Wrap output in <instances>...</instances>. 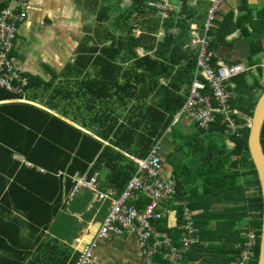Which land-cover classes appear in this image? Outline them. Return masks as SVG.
<instances>
[{
	"label": "trees",
	"instance_id": "1",
	"mask_svg": "<svg viewBox=\"0 0 264 264\" xmlns=\"http://www.w3.org/2000/svg\"><path fill=\"white\" fill-rule=\"evenodd\" d=\"M158 1L129 0V6L123 10L120 8L122 0L96 1L94 32L85 35V43L79 47L75 61L68 63L61 75L64 80L75 78L71 82L78 85L77 89L65 88L64 80L52 88L58 77L44 82L25 75L27 95L30 94L27 98L38 101L40 106L61 117L29 104L0 105V153L9 157L15 153L31 165L18 168L20 180L17 178L18 185L12 183L11 186L33 189L23 191V200L35 204L37 208L33 213L38 219L46 214L42 222L30 225L38 228L37 237L42 235L48 221L62 205L63 193L72 189V176L97 174L103 177L107 187L121 194L136 170L126 154L144 158L159 140L164 139L174 114L184 104L199 49L190 46V24L196 23L205 12L207 18L210 2L201 0L192 7L189 0H180L178 12L167 11V17L162 19L159 15L162 10L148 5ZM227 7L225 14L219 10L214 12L206 31L208 49L213 52V66L220 48L229 45L226 36L235 28L245 37L264 29V22L254 21L249 10L234 17L236 6L228 4ZM239 11L241 6L237 8ZM263 11L257 15L264 19ZM135 15L141 19L132 23ZM245 22L251 26L250 31L243 25ZM201 27L204 29V22ZM136 29L139 30L137 35L134 34ZM159 29L164 33L157 38ZM89 40L94 43L88 45ZM137 48L144 53L139 55ZM248 50L250 63L254 62L255 54H264L259 40H251ZM89 69L95 78L79 84L78 78ZM256 70L255 75L247 72L231 79L233 97L229 105L235 111L232 119L237 124L234 134L226 133L223 116L216 114L206 131L195 124H191L195 128L191 133H185L178 124L172 126L168 138L175 143V149L170 154L161 152L164 163L173 167L177 199L182 201L186 194L183 190L190 189L191 197L208 204L203 207L197 202L187 204L191 209L202 208L200 221L196 223L202 244L195 246L180 264H191L199 259V264L234 262L239 249L231 252L228 243L239 239L237 224L243 222L245 230L255 229L257 245L252 264H257L261 201L248 156L245 123V117L250 118L264 89L258 84L261 69L257 67ZM13 98L0 88V101ZM82 99H88L86 107L79 105ZM71 105L75 106L74 110ZM259 142L264 155V120ZM48 189L52 192H47ZM48 202L50 206L46 205ZM211 202L224 206L213 209L211 214ZM142 204H138L139 208ZM22 215L33 220L26 212ZM156 227L164 232L171 231L166 221L157 222ZM226 253L231 256L230 260Z\"/></svg>",
	"mask_w": 264,
	"mask_h": 264
},
{
	"label": "crops",
	"instance_id": "2",
	"mask_svg": "<svg viewBox=\"0 0 264 264\" xmlns=\"http://www.w3.org/2000/svg\"><path fill=\"white\" fill-rule=\"evenodd\" d=\"M96 1L29 0L25 21L18 28L14 48L10 53L11 60L29 77H38L44 82L58 77L56 78L55 84L52 85V88H56L58 83L64 80L62 77L64 68L68 63L75 61L79 47H83L85 43L83 38L85 35L94 32L92 29L94 23L91 24L88 21L90 18L94 19L93 10L95 9ZM228 4L236 6L234 17L239 14L241 15L245 10H249L251 18L254 21H261V24L264 22V19L257 15V12L261 13L264 10V0H226L219 6V12L225 14L226 9H228ZM240 6L241 11L237 12V8ZM243 25L250 31L251 26L247 22ZM250 33L249 36L245 37L239 35V29L235 28V30L226 36V42L229 45H223L220 48L217 61H222L226 64L242 63L244 67L252 69L251 73L255 75L259 58L263 53L259 52L255 54L252 57L254 62L250 63L248 59V44L251 40H259L264 46V29ZM93 43L91 40L87 41L88 45H92ZM143 53L144 51L141 49V52L138 54L142 55ZM93 78H95V75L89 69L86 74H82L78 78L79 84L83 80L87 81ZM74 79L66 78L70 82ZM66 80H64L65 88L68 87L69 90L77 89L78 85L76 83L71 82L67 84ZM27 93L26 91L25 98L29 105L61 117L55 111H50L40 106L37 103L38 101L32 102L27 98L30 95H27ZM85 96L88 98V94ZM86 101L88 102V99ZM9 102L17 103L10 99L8 101H0V105ZM95 107H98V105ZM64 120L77 128H81L69 119L64 118ZM84 131L91 134L89 131ZM21 166L30 167L31 165L15 153L11 154L10 157L5 153H0V264H71L77 255L79 247L94 235L100 223L106 217L109 203H97L93 198V201L88 203V205L78 203L74 207L72 214L68 209H71V205L75 201L67 208L60 205L56 213L48 221L42 235L37 237L38 228H35L36 226L33 228L30 225H35L36 221L42 222L46 214L38 219L33 213L37 208L35 204L33 203L32 205L30 201L23 200V191L29 192V190L33 189H15L11 186L12 183L18 185L17 178L20 180V170L18 168ZM95 175L98 179L100 191L113 189L107 187L102 180V176ZM162 177L163 179L173 177V167L168 163H164V161ZM188 190L190 189L183 190L184 194H186L183 196L182 201L175 197L176 202L184 203L188 208L190 207L187 204L190 201L203 204L201 205L202 207L208 205L203 200L199 201L198 198L191 197L192 195L188 194ZM47 192L52 191L48 189ZM82 193L84 194V192ZM65 194L63 193L62 195V202ZM87 194L90 195L89 193H85V195ZM117 194L120 195L118 191ZM51 202L46 203V205L50 206ZM97 205H99V208L96 213H93ZM223 206L222 204L211 202L210 213L212 214L213 209L219 210ZM176 210L177 216L169 219L166 224L168 229L171 230L167 233L172 241V245L180 247L182 239L180 236L182 224V220L180 219L181 207L176 206ZM191 210L196 211L194 226L198 231V239L183 254L181 261L176 264H180L195 246L202 244L199 234L200 230L196 224L200 221L202 208ZM23 212H26L34 221L25 219L22 215ZM92 213L93 215H91ZM86 216H89V220L74 234V230L71 227V219H76L78 224H83V218ZM99 216L100 220L96 223L95 221ZM213 224L214 222H211V226ZM237 225L240 228L239 239L228 243V250L231 252L238 250L237 245L246 238L249 232L255 230L251 227L245 230L246 223L244 222ZM84 237L87 239H84ZM230 257L227 254L226 258L230 260ZM94 259L95 264H139L140 252L136 237L131 234L121 236L110 235L99 240L94 248ZM155 260L159 264H163L162 261L174 264L159 257L157 259L155 258ZM200 260L193 261L191 264H199ZM234 262H229V264H234Z\"/></svg>",
	"mask_w": 264,
	"mask_h": 264
},
{
	"label": "built area",
	"instance_id": "3",
	"mask_svg": "<svg viewBox=\"0 0 264 264\" xmlns=\"http://www.w3.org/2000/svg\"><path fill=\"white\" fill-rule=\"evenodd\" d=\"M225 1L209 0L203 36L197 33L196 23L190 24L191 41L199 46L196 68L185 102L174 114L165 136L169 135L171 127L179 122L185 125L195 124L198 129L206 131L216 114L223 116L222 123L225 124L227 134H234L237 131V124L232 119L235 111L229 105L233 97L231 79L249 71L251 73L252 69L244 67L242 63L226 64L222 61H217L213 66L211 63L213 52L208 49L206 35L214 12ZM167 2L168 0H159L148 5L161 9L159 15L164 19L167 17V11H171L169 7L167 8ZM28 6L29 0H0V88L12 95L13 101L23 104H28L25 98L28 80L25 73L11 60L10 53L14 48L18 28L25 21ZM257 67L261 69L258 84L263 86L264 54L259 58ZM245 123L246 126L249 125V118L245 117ZM163 141L164 139L159 140L144 158L126 154V157L136 165V170L120 195L113 189L100 191L96 175L90 177L87 174H76L70 178L72 189L63 197L64 207L70 206L82 192L92 193L97 203H109L106 217L94 235L79 247L72 264H95V246L99 240L110 235H134L140 252L139 264H159L155 260L156 257L176 264L197 241L198 231L194 226L196 211L184 203L176 202L174 179L162 177ZM141 202L143 204L139 208L138 204ZM176 206L181 207L180 247L173 246L168 233L156 227L157 222H167L177 216ZM256 245V232L252 230L244 241L237 245L239 254L234 264H252L255 261Z\"/></svg>",
	"mask_w": 264,
	"mask_h": 264
},
{
	"label": "water",
	"instance_id": "4",
	"mask_svg": "<svg viewBox=\"0 0 264 264\" xmlns=\"http://www.w3.org/2000/svg\"><path fill=\"white\" fill-rule=\"evenodd\" d=\"M263 120L264 89L256 100L249 118V125L247 126L248 156L254 169L261 201L257 264H264V155L259 142V133Z\"/></svg>",
	"mask_w": 264,
	"mask_h": 264
},
{
	"label": "rangeland",
	"instance_id": "5",
	"mask_svg": "<svg viewBox=\"0 0 264 264\" xmlns=\"http://www.w3.org/2000/svg\"><path fill=\"white\" fill-rule=\"evenodd\" d=\"M180 0H168L167 2V8L169 7V9L173 12H178V8L180 7V4L181 2H179ZM198 1H201V0H189L188 4L189 6H192V7H195L196 4H198ZM203 2V1H202ZM204 2H208L207 0ZM130 4L129 0H122L121 2V5H120V8L123 10L124 8L128 7ZM113 15V13H112ZM144 18V17H143ZM141 18H139V16H134L132 18V23H137ZM205 20H206V12H205V15H201L200 18H198L196 20V25H197V33L200 35V36H203L204 35V30H203V27L202 24L203 22L205 23ZM91 24L92 23H96V21H94L93 18H90L89 21ZM171 32H174V30H171ZM139 33V30L136 29L134 31V34H138ZM163 30L159 29L158 32L156 33V36L157 38L158 37H161V34H163ZM190 38H191V35H190ZM190 46L192 47V49H195L197 50L199 48V46L197 44H194L192 41L190 42ZM137 52L140 53L141 52V48H137ZM264 87V85L262 86ZM75 104V103H74ZM76 105V104H75ZM79 105L82 107H86L87 105V101L85 99H82V100H79ZM74 107L73 105H71V109L73 108L74 110ZM116 112L118 113V109H116ZM51 114V113H49ZM78 126V125H77ZM80 127V126H79ZM178 128L182 129L185 133H191V132H194L195 131V128L193 125H185L183 124L182 122H179L178 125H177ZM161 147H162V150H163V153H171L173 151V149H175V143H173L169 138H168V135L165 136L164 138V141H163V144H161ZM85 193H89L90 195H85ZM85 195V196H84ZM93 197H92V196ZM93 198H94V195L90 192H84L83 193H80L77 195L76 199L74 200V204L71 205V209H68L69 212L72 214V211L74 209V207L78 204V203H84L85 205H88V203H91L93 201ZM67 208V207H65ZM99 208V205L96 206L95 208V211L93 213H96L97 210ZM93 213L91 215H93ZM89 220V216H86L83 218V224H78V221L76 219H71L72 223H71V227H72V230H74V234L77 233L78 229L81 227V226H84L85 225V222ZM100 220V216L99 218L95 221L96 223ZM72 237V236H71Z\"/></svg>",
	"mask_w": 264,
	"mask_h": 264
}]
</instances>
